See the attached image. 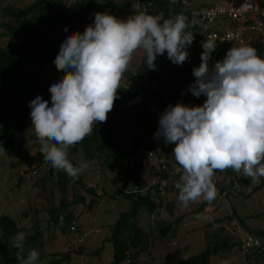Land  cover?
<instances>
[{"label": "clouds", "instance_id": "clouds-1", "mask_svg": "<svg viewBox=\"0 0 264 264\" xmlns=\"http://www.w3.org/2000/svg\"><path fill=\"white\" fill-rule=\"evenodd\" d=\"M187 27L183 14L164 19L162 13H140L118 19L96 12L94 23L82 33H69L53 62L64 75L49 87L50 102L37 95L28 105L45 162L78 179L89 164L74 165L69 149L90 136L94 124L107 121L134 54L139 52L150 70L165 53L172 63L182 65L194 40L193 33L185 32ZM233 39L238 34L225 38ZM202 47L190 91L195 97L205 95L206 100L197 106L169 104L159 115L154 134L175 145L173 174H179V180L174 186L184 208L198 200L210 205L217 198L216 171L264 177V56L239 43L210 68L216 39L207 37ZM25 240L23 232L13 238L17 259L20 264H38L37 249L28 248L24 255Z\"/></svg>", "mask_w": 264, "mask_h": 264}, {"label": "trees", "instance_id": "trees-1", "mask_svg": "<svg viewBox=\"0 0 264 264\" xmlns=\"http://www.w3.org/2000/svg\"><path fill=\"white\" fill-rule=\"evenodd\" d=\"M94 1L70 0L63 4L62 0H31L25 5H12L10 2H6L4 6L0 7L4 15V18L0 20V27L3 28L0 31V38L6 35L18 38L15 40L7 39L6 42L0 43V148L6 146L8 148L14 147L16 140L15 130L18 126L22 125L23 120L28 116L30 109L28 105L33 100L34 95L38 94L51 99V93L48 89L56 81H49L40 77L39 72L42 69L41 61L51 60L54 62L60 45L68 36L67 31H72L82 25L88 16L87 14L94 8ZM97 1L99 5L119 11H122L130 4L128 0ZM175 11L176 7L169 4L166 0H155L154 10L151 15L162 13L164 19H169L174 18L173 14ZM146 13L150 14L148 11ZM196 13V11L191 9L183 10V15L187 18L188 24L185 32L195 27V23L191 21V17ZM65 28H67V31H65ZM193 37L192 44L187 47L188 58L182 65L172 63L165 53L164 57H157L155 61L156 68L154 71L149 72L148 77L150 80L154 79L163 85L162 90L165 92L167 98L171 100L179 98L184 104L197 106L203 105L206 96L203 94L200 97L193 96L190 91V85L195 81L193 69L201 63L202 43L205 40L198 33H193ZM253 46L264 56V42H257ZM214 55L220 58L223 57L219 49H215L212 52L211 58ZM35 60L39 62L33 66ZM144 65L141 62L135 67H129L127 73L139 74ZM138 93L142 96L139 102L133 105L125 104L126 98ZM163 105L164 97L161 95L160 90L152 88L149 82L141 84L137 81L130 86L121 87L118 89V98L114 102V107L108 113L107 121L94 124L92 134L86 136L81 142L69 149V159L74 165L78 164L71 157V154L73 155L78 149H80L84 161H87L86 158L103 155L104 166L106 168L119 171L125 177L127 184L133 181L134 185L141 187L144 179L139 177V171L147 174L149 170L137 159V155H139L143 148L149 147H141L144 142L143 140L149 137L151 131L158 127L159 124L150 125L141 137L133 139L130 147L125 146L120 141V136L127 131L140 129L144 125L149 124L153 119L158 118L162 112ZM30 137L38 140L35 133L31 134ZM149 139L145 141L147 144H150ZM130 158L133 159L131 167L128 166ZM42 162L44 163V174L36 181V184L41 185V188H43V179L46 175L51 178L50 176L54 172L55 178L51 180V183L58 188L57 191L60 193L58 203L47 209L49 214L48 219L54 223L61 220L59 225L60 230L64 231L66 228L68 230V225L72 221V214L68 207L75 203L84 204V196L74 192L72 193L71 201H69L66 191L68 179L65 173L62 170L53 168L50 163L45 162L43 154L39 153L37 164L40 165ZM88 163L90 164L89 160ZM228 171L236 176V184H239L240 175H237L231 169H228ZM222 172L227 175L229 183L233 185L234 179L232 175L224 171ZM259 179L258 184L249 193L254 192L260 186H264V177H259ZM75 183L85 193L89 194L88 201L84 205L87 208H92L102 195L94 191L93 187L86 186L81 175L75 180ZM113 190L112 193L115 196L127 199V208L118 213L117 218L110 226L111 231L107 240L111 243L110 249L112 255L107 264H151L145 259L138 258L139 252L143 250V247H146L143 230L135 224H130L129 229H127L126 223L137 213V209L141 203L147 201L145 208L149 212H152L155 209V201L160 199L157 196L152 198V195L147 192L134 191L128 194L117 190V188ZM223 190L224 188L221 187L220 191ZM114 195L111 194L110 196ZM200 209L201 206L188 212H200ZM259 213L263 214L264 208ZM157 214L159 213L157 212ZM259 215L256 212L249 216L257 217ZM233 218H236L233 211H228L219 213L211 220L206 221V225L208 226L215 225L213 230L207 233L211 235L212 240L207 242L204 245L205 247L197 253L175 261L168 251L165 254V258L156 264H209L210 255H225L240 243L239 237H237V241L232 240V236L229 232L227 234L226 229L224 231V225L222 224L223 221L228 223ZM238 220L243 223L240 218ZM178 221L179 217L175 218L174 223ZM35 222L31 225V229L28 230L23 226H19L9 214H0V241L3 244L0 247V264H16L19 262L17 259L18 250L13 246L12 241L20 232H23L26 236L24 255L26 256L28 248L37 249L40 252V264H60L63 259L69 257L67 250L64 253L51 251L49 255L42 250L44 241L41 228ZM158 230L160 234L169 230L172 231L171 233H175V228L169 221H161L158 225ZM250 231L262 238V246L251 250L245 256V260L247 264H264V228H254ZM119 234H121L120 238ZM99 248L101 247L94 248L92 252L97 253L100 250Z\"/></svg>", "mask_w": 264, "mask_h": 264}, {"label": "rangeland", "instance_id": "rangeland-1", "mask_svg": "<svg viewBox=\"0 0 264 264\" xmlns=\"http://www.w3.org/2000/svg\"><path fill=\"white\" fill-rule=\"evenodd\" d=\"M30 1L0 0V7L4 6L6 2H10L12 5H25ZM96 12H108L118 19H127L133 15V6L128 5L125 9L119 11L99 5V2L95 0L94 8L87 14L88 16L82 25L72 31L68 30L67 34L69 35V33L76 31L82 33L88 25L94 23ZM151 13L153 11L150 12V15ZM3 18V12L0 10V20ZM208 27L215 28V25L209 24ZM2 30L3 28L0 27V31ZM7 39L15 40L18 38L6 35L0 38V43L6 42ZM261 41L264 42V39H256L247 45L254 47L253 44ZM258 54L261 55L259 52ZM139 55L141 56L139 52L134 54L130 66H134L137 61L139 62L138 64L142 62V58ZM38 62V60H35L33 66ZM41 64L42 69L39 75L46 80L57 81L64 75L63 71L57 70L51 60H43ZM37 95H34L33 99ZM43 98L50 102V99ZM30 111L31 109H29L28 116L23 120L22 125L18 126L15 130L16 140L14 147L8 148L6 146L0 148V214H9L19 226H23L28 230L31 229V225L36 221L35 223L41 228L44 241L43 251L48 255L51 251L64 253L67 250L69 252V257L63 259L60 264H107L112 255L110 249L111 243L107 240L111 231L110 226L117 218L118 213L127 208V199L115 196L112 193L118 183L119 176L123 175L116 169L111 170L106 168L104 166L103 155L86 158L87 161H84L80 149L73 153V155L71 154L72 159L76 163L81 161L88 163V160L90 161V164L88 163L89 167L81 174V178L86 186L93 187V190L102 196L92 208H87L84 204L88 201L89 194L85 193L79 185L73 182V179L69 182L68 178L70 177L63 171L68 179L66 183L67 199L71 201L72 193L75 192L84 196L85 203H75L68 207L72 214L73 222L71 221V223H73L74 228L69 230L68 225V230L66 228L64 231H61L59 228L61 220L54 223L48 219L49 214L47 209L56 205L60 197V193L57 191L58 188L51 183V180L55 178L54 172L51 174V178L46 175L43 179V188H41V185L36 184V181L44 174V163L37 164L40 144L38 140L30 137L31 134L35 133L32 128ZM158 120L159 118L153 119L149 124L144 125L140 129L123 133L120 136V141L125 146L130 147L134 138L141 137L150 125L158 124ZM158 127L152 130L149 137L143 140L144 142L141 147L149 146L157 151L162 150L164 152L173 150L174 144H165L163 137L158 139L155 137L154 134ZM148 138H150V144L145 142ZM144 150L143 148L139 155H137V159L145 167ZM139 177L145 179L146 175L139 171ZM216 179L217 185L224 188L223 192L226 193L224 202L221 204L220 213L233 211L234 216L243 221V226L247 230L264 228V213H259L264 208V186H260L254 192L249 193L258 184L260 179H251L240 175V183L236 184L234 180V187L232 188L227 175L222 171H217ZM224 179H226V182ZM130 184L134 185L133 181ZM127 185L129 186V183ZM238 190L240 192L237 193ZM111 194L114 196H110ZM146 204L147 201L141 203L137 209V213L126 223L127 229H129L130 224H135L144 232L143 236L145 237L146 247H143V250L139 252V259H145L151 264H156L162 261L165 258L166 252L169 251L172 258L178 261L185 256L188 257L190 254L197 253L205 247L204 245L207 242L212 240L211 235L207 233H210L215 225H206L208 219L202 216V212H188L191 210V206L188 208L182 207L177 197L167 201L160 200L156 203L155 209L152 212H149L145 208ZM256 212L260 215L257 217L249 216ZM177 217H179V221L174 223ZM161 221L171 222L175 228V233H171L172 231L169 230L160 234L158 225ZM222 224L225 225L224 231L230 228L232 240L237 241V236L234 234L236 229L233 227L235 225L224 221ZM219 234L223 235L222 233ZM120 237L121 234H119ZM1 246L3 244L0 241ZM96 247L101 248H99L100 250L97 253L92 252ZM239 248V245H236L225 255H210L209 264H225V261L228 264H247L245 256ZM40 263L41 261H38V264ZM16 264H20V261Z\"/></svg>", "mask_w": 264, "mask_h": 264}, {"label": "built area", "instance_id": "built-area-1", "mask_svg": "<svg viewBox=\"0 0 264 264\" xmlns=\"http://www.w3.org/2000/svg\"><path fill=\"white\" fill-rule=\"evenodd\" d=\"M69 1L70 0H62L63 4ZM166 1L176 7L173 17L183 14V10L190 9L191 6V0ZM128 2L133 6L135 11L134 14L146 13L147 11L151 12L154 10L155 0H128ZM197 12L198 13L191 17V21L195 23V27L187 31L200 34L204 40H206L207 37L215 38V49H219L223 55L222 58L216 57L215 55L212 56L209 60L210 68L217 60H223L227 51L233 45H238L239 43L247 45L250 42H254L256 39H264V0H220L199 9ZM209 24H214L215 28H209ZM229 34H238V39H233L231 41L225 40ZM154 70H150L145 64L139 74L126 73L121 82V86H130L137 81L141 84L149 82V85L156 90H160L161 95L164 97L163 112L169 104L175 105L177 102L182 101L179 98L173 100L167 98L165 92L161 89L159 81L149 79V72ZM141 99L142 96L138 93L132 97L126 98L125 104L133 105ZM172 151L173 150L163 152L157 151L151 147L145 148V168L149 170V172L144 174L146 177L143 185L137 187L136 185L129 184L128 186L125 182V178L119 176L115 188L128 194L134 191L147 192L152 195V198L157 196L163 201L177 197L178 190L174 185L175 182L179 180V174H173V168L176 165ZM132 163L133 159L130 158L128 166L131 167ZM68 179L69 182L72 180V178ZM75 180H73V182H75ZM214 184L218 189V195L210 205L206 201L201 200L190 204L191 210L201 206L200 212H202V216H205L208 220H211L220 213L221 204L225 199V194L223 191H220L221 187L217 185L216 180ZM159 201L160 200H156L155 202L158 203ZM231 224L235 225L236 233L240 241L239 249L244 256H247L251 250L262 246V238L258 234L251 231H244L234 220L231 221ZM73 228V223H71L69 225V230Z\"/></svg>", "mask_w": 264, "mask_h": 264}, {"label": "crops", "instance_id": "crops-1", "mask_svg": "<svg viewBox=\"0 0 264 264\" xmlns=\"http://www.w3.org/2000/svg\"><path fill=\"white\" fill-rule=\"evenodd\" d=\"M217 1H220V0H191L190 9L197 12L199 9H201V8H203V7H205V6L209 5V4H212L214 2H217ZM129 5H131V4H129ZM134 13H135V11H134V8H133V13L132 14L135 15ZM186 32H189V31H186ZM139 57H141V56L139 55ZM138 63L139 62L137 61L134 64V66H130V68L131 67H135L136 65H138ZM160 151H162V150H160ZM224 178H226V177H224ZM216 181H217V179H216ZM224 181L226 182V179H224ZM232 187H234V186L232 185L231 188ZM224 194H226V193L224 192ZM160 200H162V199H160ZM232 220L236 221L241 226V228L244 229V231H246V232L250 231V229L247 230L246 228H244L243 224L241 222H239V220L237 218H233ZM232 220H230V223H231ZM233 227L235 228V226H233ZM227 230H228L229 233H232L230 231V228H228ZM234 234H235V236H237V233L236 232H234Z\"/></svg>", "mask_w": 264, "mask_h": 264}, {"label": "water", "instance_id": "water-1", "mask_svg": "<svg viewBox=\"0 0 264 264\" xmlns=\"http://www.w3.org/2000/svg\"><path fill=\"white\" fill-rule=\"evenodd\" d=\"M161 89H163V85L161 84ZM224 172H226V173H229V174H231L230 173V171H228V170H225ZM216 173H217V171L215 172V175H214V180H213V182H215V180H216ZM232 175V174H231ZM232 177H233V179L235 180V182H237V178H236V176L235 175H232ZM264 244V243H263ZM263 248H264V246H263Z\"/></svg>", "mask_w": 264, "mask_h": 264}]
</instances>
